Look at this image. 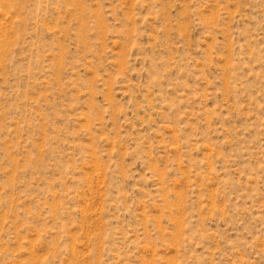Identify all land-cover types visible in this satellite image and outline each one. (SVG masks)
<instances>
[{
    "label": "rangeland",
    "instance_id": "1",
    "mask_svg": "<svg viewBox=\"0 0 264 264\" xmlns=\"http://www.w3.org/2000/svg\"><path fill=\"white\" fill-rule=\"evenodd\" d=\"M0 264H264V0H0Z\"/></svg>",
    "mask_w": 264,
    "mask_h": 264
}]
</instances>
